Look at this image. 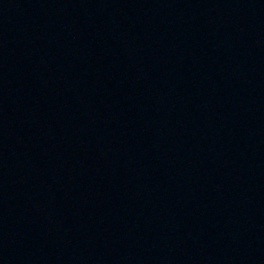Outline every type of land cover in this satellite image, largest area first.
Wrapping results in <instances>:
<instances>
[{"label": "water", "instance_id": "water-1", "mask_svg": "<svg viewBox=\"0 0 264 264\" xmlns=\"http://www.w3.org/2000/svg\"><path fill=\"white\" fill-rule=\"evenodd\" d=\"M0 264H264V0H0Z\"/></svg>", "mask_w": 264, "mask_h": 264}]
</instances>
